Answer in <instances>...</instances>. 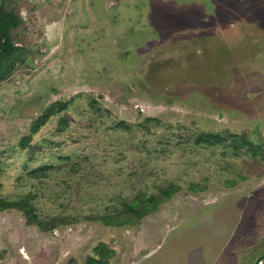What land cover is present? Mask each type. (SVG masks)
Listing matches in <instances>:
<instances>
[{"label":"rangeland","instance_id":"obj_1","mask_svg":"<svg viewBox=\"0 0 264 264\" xmlns=\"http://www.w3.org/2000/svg\"><path fill=\"white\" fill-rule=\"evenodd\" d=\"M0 5V264H264V0Z\"/></svg>","mask_w":264,"mask_h":264},{"label":"trees","instance_id":"obj_2","mask_svg":"<svg viewBox=\"0 0 264 264\" xmlns=\"http://www.w3.org/2000/svg\"><path fill=\"white\" fill-rule=\"evenodd\" d=\"M1 6V5H0ZM2 9L0 7V54L2 52L7 51L10 46L9 42V35H8V26L7 23L4 22V17L1 16ZM36 131V130H34ZM212 136L208 135L205 137L206 140L211 141ZM219 138L217 137L215 141H217ZM218 142H221V140H218ZM166 196H169V193H165ZM156 201L154 197L143 199L140 203L138 202H130L127 205V210L124 212L126 218H141L143 215H146L148 212L152 211L156 208ZM7 209H17L19 211H22L25 215L28 221L36 225L39 228H44V224L38 220L36 217V214L34 213V209L32 206L27 204L25 200L20 201H13V202H6L0 200V210H7ZM100 248H96V251L99 253ZM99 264L100 261L97 260H91L90 264Z\"/></svg>","mask_w":264,"mask_h":264}]
</instances>
